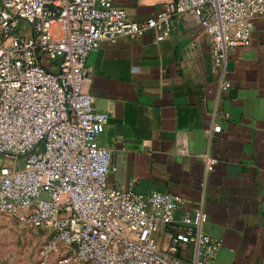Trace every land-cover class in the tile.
I'll return each mask as SVG.
<instances>
[{
  "label": "built area",
  "instance_id": "2783aa9c",
  "mask_svg": "<svg viewBox=\"0 0 264 264\" xmlns=\"http://www.w3.org/2000/svg\"><path fill=\"white\" fill-rule=\"evenodd\" d=\"M121 1L0 0V157L10 161L0 167V213L48 233L49 263L68 254L80 264H209L221 241L204 232L202 209L178 222L181 195L110 183L118 167L99 142L110 115L87 89L89 59L105 40H164L188 13L225 70L230 53L251 44L264 0H171L138 21ZM201 157L208 170L218 163ZM164 225L174 226L167 245L158 238Z\"/></svg>",
  "mask_w": 264,
  "mask_h": 264
},
{
  "label": "crops",
  "instance_id": "0c3cea01",
  "mask_svg": "<svg viewBox=\"0 0 264 264\" xmlns=\"http://www.w3.org/2000/svg\"><path fill=\"white\" fill-rule=\"evenodd\" d=\"M171 0H124L131 20L155 15ZM87 89L110 117L99 136L118 170L110 183L142 194H179L181 222L203 211V230L221 241L209 264H264V14L255 17L251 44L232 51L216 70L211 44L192 14L175 18L156 41L105 40L89 59ZM201 154L218 158L208 170ZM4 161V162H1ZM2 164L10 161L0 157ZM25 228L0 213V264H27ZM174 226L164 225L167 245ZM180 255L190 261L191 246Z\"/></svg>",
  "mask_w": 264,
  "mask_h": 264
},
{
  "label": "rangeland",
  "instance_id": "374dc122",
  "mask_svg": "<svg viewBox=\"0 0 264 264\" xmlns=\"http://www.w3.org/2000/svg\"><path fill=\"white\" fill-rule=\"evenodd\" d=\"M23 227L25 228V230L23 231L20 238V245L22 246V250L27 251L30 254L31 261L27 264H80L79 262L69 257L68 254H63V257L59 258L55 257L57 258V260L49 263L42 256V249L48 237V233L41 229H36L33 227Z\"/></svg>",
  "mask_w": 264,
  "mask_h": 264
}]
</instances>
